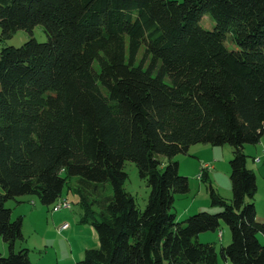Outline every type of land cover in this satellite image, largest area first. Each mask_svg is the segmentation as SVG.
<instances>
[{
	"label": "trees",
	"instance_id": "16d2710c",
	"mask_svg": "<svg viewBox=\"0 0 264 264\" xmlns=\"http://www.w3.org/2000/svg\"><path fill=\"white\" fill-rule=\"evenodd\" d=\"M0 29L31 34L0 50V264H34L15 249L22 216L7 201L53 204L72 176L99 240L76 264H218L198 234L222 222L224 260L264 264L243 150L264 134V0H0ZM195 143L232 147V198L209 183L221 209L178 221L175 194L189 180L175 156ZM126 161L150 188L143 209L124 188Z\"/></svg>",
	"mask_w": 264,
	"mask_h": 264
},
{
	"label": "rangeland",
	"instance_id": "374dc122",
	"mask_svg": "<svg viewBox=\"0 0 264 264\" xmlns=\"http://www.w3.org/2000/svg\"><path fill=\"white\" fill-rule=\"evenodd\" d=\"M204 17H210L205 14ZM213 24L210 17L208 25ZM32 35L39 41L47 36L41 25L34 27ZM30 32L19 29L11 37L3 38L0 29V50L4 45L20 46L30 38ZM143 49L137 59L142 58ZM264 137V134L262 135ZM244 152L248 155L247 167L256 174L257 192L254 196L257 217L264 221V147L257 144L244 145ZM232 157V147L229 144L213 145L210 143H195L188 152L175 156L179 162V172L188 177L189 191L177 193L174 199V211L178 221H184L189 215L199 211L214 213L219 206L211 205L208 184L211 183L216 192L227 201L232 198V183L230 178L229 160ZM259 158V160H257ZM165 161V159H164ZM205 163L211 166L207 170V181L202 176ZM124 169L128 176L124 182L126 191L134 195L137 205L143 209L148 201L150 188L145 179L138 174L134 162L126 161ZM77 177H70L63 189L61 198L53 204L44 205L36 196L23 195L17 200H8L6 205L12 208V218L22 216L23 239H17L15 249L27 247L30 259L34 264H76L84 255L85 249L99 246L98 235L89 221H85V210L75 189ZM111 193V187H108ZM88 199H92L91 196ZM65 200L69 207L56 208L59 201ZM93 209V210H92ZM86 210V214L98 213L97 206ZM258 238L264 243V235L258 233ZM202 242L214 244L218 264H229L221 255V247L231 241V231L227 223L222 222L214 231L208 230L198 234ZM0 251L6 255L8 244L0 238Z\"/></svg>",
	"mask_w": 264,
	"mask_h": 264
},
{
	"label": "built area",
	"instance_id": "2783aa9c",
	"mask_svg": "<svg viewBox=\"0 0 264 264\" xmlns=\"http://www.w3.org/2000/svg\"><path fill=\"white\" fill-rule=\"evenodd\" d=\"M257 160H259V158H257ZM211 165L209 164V163H205L204 165H203V167L204 168H208V167H210ZM69 203L68 202H66L65 200H63L62 202L61 201H59V203L58 204H56V208H62V207H69Z\"/></svg>",
	"mask_w": 264,
	"mask_h": 264
},
{
	"label": "crops",
	"instance_id": "0c3cea01",
	"mask_svg": "<svg viewBox=\"0 0 264 264\" xmlns=\"http://www.w3.org/2000/svg\"><path fill=\"white\" fill-rule=\"evenodd\" d=\"M257 145L261 146V147H264V137H261V139L259 140L258 143H256ZM258 219H262V218H259Z\"/></svg>",
	"mask_w": 264,
	"mask_h": 264
}]
</instances>
